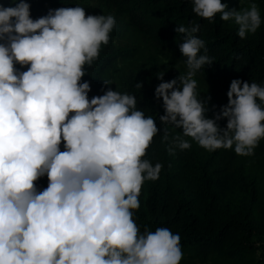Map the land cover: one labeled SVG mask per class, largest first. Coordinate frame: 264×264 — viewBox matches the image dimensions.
I'll use <instances>...</instances> for the list:
<instances>
[{
  "label": "clouds",
  "instance_id": "clouds-1",
  "mask_svg": "<svg viewBox=\"0 0 264 264\" xmlns=\"http://www.w3.org/2000/svg\"><path fill=\"white\" fill-rule=\"evenodd\" d=\"M189 2L198 18L211 23L219 14L233 22L241 39L262 23L251 0H240L239 10L221 0ZM9 4L0 3V264H180L178 233L141 232L134 219L143 184L163 168L145 159L160 131L156 120L132 94L107 88L89 99L90 82L82 80L108 45L114 16L87 15L77 5L33 19L26 0ZM174 31L183 35L178 47L187 72L168 82L158 74L154 91L163 101L162 142L169 126L182 129L168 143L169 155L192 141L209 152L254 156L264 139V86L233 79L227 104L207 118L194 77L213 60L196 35L200 24ZM225 118L221 128L217 121Z\"/></svg>",
  "mask_w": 264,
  "mask_h": 264
},
{
  "label": "trees",
  "instance_id": "trees-1",
  "mask_svg": "<svg viewBox=\"0 0 264 264\" xmlns=\"http://www.w3.org/2000/svg\"><path fill=\"white\" fill-rule=\"evenodd\" d=\"M31 17L39 18L49 9L81 6L87 15H113L116 26L108 45L82 78L89 81V99L103 95L107 88L135 95L137 107L156 120L160 130L147 150L145 159L163 165L156 181H145L139 197L140 208L134 219L141 232L167 227L181 237L183 259L180 264H264V139L255 155L242 157L234 150L209 152L195 142L188 150L169 155L168 143L182 129L169 126L168 142H162L164 114L162 99L154 98L164 72V82L185 74V58L178 44L183 35L174 29L200 24L196 35L205 41L213 63L194 77L197 92L206 100L207 118H214L228 102L227 91L233 79L264 86V0L256 3L261 26L245 39L237 35L238 26L198 18L189 0H26ZM236 9L237 0H221ZM5 6L9 0H0ZM201 54L204 50L201 49ZM19 67V65H17ZM26 70V69H22ZM104 79L114 83L105 86ZM142 88H136V83ZM210 97V100L207 98ZM215 106V107H213ZM225 128L227 120L217 121ZM184 139H189L184 137ZM63 150V146H61ZM47 177L36 184L47 187Z\"/></svg>",
  "mask_w": 264,
  "mask_h": 264
},
{
  "label": "rangeland",
  "instance_id": "rangeland-1",
  "mask_svg": "<svg viewBox=\"0 0 264 264\" xmlns=\"http://www.w3.org/2000/svg\"><path fill=\"white\" fill-rule=\"evenodd\" d=\"M247 2H248V0H246V3ZM236 7H237V10H239L241 8L240 0H237Z\"/></svg>",
  "mask_w": 264,
  "mask_h": 264
}]
</instances>
